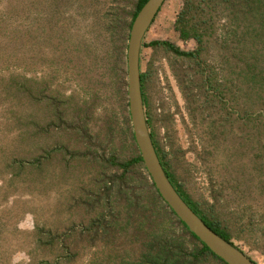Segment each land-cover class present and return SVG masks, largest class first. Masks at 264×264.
Wrapping results in <instances>:
<instances>
[{
    "label": "rangeland",
    "instance_id": "rangeland-1",
    "mask_svg": "<svg viewBox=\"0 0 264 264\" xmlns=\"http://www.w3.org/2000/svg\"><path fill=\"white\" fill-rule=\"evenodd\" d=\"M66 1L55 9V0H36L31 41L19 40L17 46L0 34V264L49 259L50 251L36 242L38 230L58 235L56 245L76 256L71 264H118L126 252L142 251L146 240L147 233L140 231L134 241L131 227L126 235L110 226L106 235L94 228L91 232L101 221L99 189L109 186L116 172L101 166L99 157L104 152L106 160L116 156L121 163L132 152L121 129L112 69L121 62L125 66L124 24L137 0ZM181 7L182 0H166L143 41L193 49L194 42L181 41L174 30ZM114 13L122 19L119 25L112 23ZM168 56L149 47L140 54L142 68L152 74L147 94L157 139L190 198L197 203L216 199L233 244L264 264V177L240 148V125L213 142L206 126L218 116L214 111L203 113V121L190 116ZM20 76L36 86L17 87ZM28 109L35 115L33 137L22 143L20 135L30 129L24 120ZM111 115L115 126L108 140ZM20 161H25L21 167ZM241 166L252 174L251 194L244 193ZM125 205L122 198L106 205L104 224L115 218L125 226Z\"/></svg>",
    "mask_w": 264,
    "mask_h": 264
},
{
    "label": "trees",
    "instance_id": "trees-1",
    "mask_svg": "<svg viewBox=\"0 0 264 264\" xmlns=\"http://www.w3.org/2000/svg\"><path fill=\"white\" fill-rule=\"evenodd\" d=\"M147 1H136L129 22L124 24L126 37L134 18ZM62 4L63 0H55L54 8ZM0 8V34L7 39V43L15 45L19 40L31 41L34 36L36 0H0ZM118 14L114 13L113 25H119L122 21ZM220 19L224 21L222 26L219 25ZM173 26L181 41L194 42L193 49L182 50L168 41L153 40L149 43L143 41L141 50L146 47L163 49L169 55L167 64L171 76L179 87L190 116L203 121V113L206 111L216 113L218 118L206 126L213 142L218 138L226 139L229 130L234 129V124L240 125V148L251 155L250 161L255 163V169L264 177V0H182V7ZM124 67L121 62L112 71L119 92L121 129L132 152L130 158L121 163H117L119 159L116 156L106 160L104 152L99 157L101 166H111L116 172L110 185L104 183L102 189H99L101 196L97 204H103L99 215L101 221L97 220L92 225L91 232L94 229L96 232L102 230V234L106 235L110 226L126 235L131 227L135 231L131 235L134 241L138 240L136 237L140 231L147 233L145 242H142V251L137 255L126 252L118 264H224L189 233L150 182L131 133ZM151 82L150 69L142 68L140 58V84L146 123L168 180L208 228L236 247L231 241L229 223L216 208V199L213 203H197L190 198L176 175L174 162L157 139L153 130L154 116L150 97L147 94ZM35 86L33 79L17 77V87ZM25 95L30 98L28 104L31 106V93ZM24 120L30 129L21 134L19 140L27 143L33 137V110L25 112ZM106 124L109 140L115 126L112 115L107 117ZM23 162L18 163L20 167ZM241 174L244 193L251 194L249 188L252 187V174L246 166H241ZM121 198L126 202V225L122 226L119 219L115 218H111L108 225L104 224V212L108 210L106 205H112ZM57 236L53 231L46 234L43 230L37 231V244L44 245L50 251L49 259H43L39 264H71L74 261L76 256L67 246L56 245Z\"/></svg>",
    "mask_w": 264,
    "mask_h": 264
},
{
    "label": "water",
    "instance_id": "water-1",
    "mask_svg": "<svg viewBox=\"0 0 264 264\" xmlns=\"http://www.w3.org/2000/svg\"><path fill=\"white\" fill-rule=\"evenodd\" d=\"M166 0H148L134 18L125 51L127 109L131 133L154 189L175 217L224 264H256L208 228L187 206L168 180L157 157L146 123L140 84V53L144 37Z\"/></svg>",
    "mask_w": 264,
    "mask_h": 264
}]
</instances>
